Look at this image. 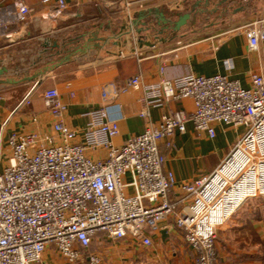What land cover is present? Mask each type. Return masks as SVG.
I'll list each match as a JSON object with an SVG mask.
<instances>
[{
	"label": "crops",
	"instance_id": "1",
	"mask_svg": "<svg viewBox=\"0 0 264 264\" xmlns=\"http://www.w3.org/2000/svg\"><path fill=\"white\" fill-rule=\"evenodd\" d=\"M25 1L32 13L21 23L16 6L0 0V170L10 156L7 141L15 131L56 136L53 125L60 121L81 130L89 120L86 114L103 109L118 119L119 135L113 143L122 146L149 126L158 127L163 115L176 111L192 115L194 103L184 99L150 108L149 117H141L143 87L163 77L221 75L245 89L251 87L254 75L264 78V40L250 50L246 34L264 27V0H64L68 7L61 16L55 14L54 3ZM214 1L239 19L237 27L217 30L216 24H210L204 35L188 39L174 37L166 24H160L162 14L175 18L187 4L197 19ZM150 14L157 26L152 31L148 29ZM141 39L154 46H140ZM137 75L141 88L116 97ZM33 89L30 105L15 112ZM51 89L59 92V100L67 106L60 119L44 103L43 94ZM31 114L38 115L40 124L31 123ZM215 130L216 137L210 139L189 121L184 134L160 142L164 169L172 171L176 180L171 199H182L184 185L213 174L246 132L223 124ZM168 142L170 148H166ZM148 235L150 247L130 236L113 240L98 234L90 253L99 264H192L194 252L174 218ZM216 249L217 264H264V197L246 200L217 227ZM43 262L68 264L54 247L46 250Z\"/></svg>",
	"mask_w": 264,
	"mask_h": 264
},
{
	"label": "built area",
	"instance_id": "2",
	"mask_svg": "<svg viewBox=\"0 0 264 264\" xmlns=\"http://www.w3.org/2000/svg\"><path fill=\"white\" fill-rule=\"evenodd\" d=\"M7 1L16 6L19 22L31 15L25 0H2ZM43 3H54L57 16L68 7L64 0ZM1 29L2 24L0 36ZM246 34L250 50H256L264 40V27ZM141 86V76H134L115 96ZM143 90L142 118L149 117L150 108L184 99L193 101L194 112L163 115L158 127L149 126L122 146L113 143L119 135L118 119L103 109L86 114L89 120L81 130L60 121L53 125L56 136L34 131L10 134V156L0 170V264H44L49 247L68 264H99L90 253L98 234L113 240L130 236L150 247L148 234L169 218H174L192 248V264H217V227L249 198L264 197L254 183L264 181V78L254 75L251 87L245 89L227 76L187 74L163 77ZM33 95L34 89L15 112L30 105ZM59 97L56 89L43 94L47 110L58 119L67 111ZM29 118L32 124H40L38 115ZM189 121L210 139L216 137L217 124L243 127L246 132L213 174L184 185L185 196L173 200L176 180L172 171L164 169L160 142L184 134ZM170 147L168 142L166 148ZM230 171L238 172L237 176L230 178ZM248 175L253 179L248 187L253 184L254 192L217 222L218 213L245 186Z\"/></svg>",
	"mask_w": 264,
	"mask_h": 264
},
{
	"label": "rangeland",
	"instance_id": "3",
	"mask_svg": "<svg viewBox=\"0 0 264 264\" xmlns=\"http://www.w3.org/2000/svg\"><path fill=\"white\" fill-rule=\"evenodd\" d=\"M192 8L189 7L187 4L181 12L179 11L180 15L177 17H167L164 14H162L160 24L166 22V26L168 30V33L174 34L176 36H185L188 39H193L194 37L198 35H204L207 31L205 28L207 25L210 24H216L218 26L217 30L225 29H234L239 24V19L235 17L233 13L229 11V9L226 6H220L216 1L212 3V5L209 7V10L205 13H198L197 19L195 18L196 13L194 15L191 13ZM165 13V12H164ZM169 13V12H168ZM167 14V13H166ZM193 15V18H191V15ZM188 15L189 18L187 19V22L178 30H175L176 23L179 21V19L182 16ZM154 15L150 14V20H149V30L155 29L156 23L153 21ZM164 24V25H165ZM197 30V32H196ZM250 199V198H249Z\"/></svg>",
	"mask_w": 264,
	"mask_h": 264
},
{
	"label": "bare ground",
	"instance_id": "4",
	"mask_svg": "<svg viewBox=\"0 0 264 264\" xmlns=\"http://www.w3.org/2000/svg\"><path fill=\"white\" fill-rule=\"evenodd\" d=\"M239 163H240V161H241V157H237V159H236ZM237 174H238V172H236V171H230L229 173H228V175L230 176V178L232 177V178H234V177H236L237 176ZM251 176L250 175H248V177H247V181H245V186H242L241 188H240V190H237L232 196H231V198H230V201H227L226 203H225V205L223 206V212L222 211H220L219 213H218V215H217V218H216V221L217 222H219L220 220H222V218L225 216V215H227V214H229L234 208H235V203H236V201H238V203H240L241 201H242V199L244 198H242V196L243 195H245V194H247L251 189H249V188H251L252 186H254L253 184H252V186L251 187H248V180H253V179H249ZM254 183H255V189H258L259 188V190H261V191H264V189H261L260 188V186H263V188H264V181H254ZM260 186H259V185ZM254 192V191H253ZM253 192H250V194H252ZM249 194V195H250ZM241 197V198H240ZM246 197V196H245ZM240 198V199H239ZM237 203V204H238ZM220 218V219H219Z\"/></svg>",
	"mask_w": 264,
	"mask_h": 264
},
{
	"label": "water",
	"instance_id": "5",
	"mask_svg": "<svg viewBox=\"0 0 264 264\" xmlns=\"http://www.w3.org/2000/svg\"><path fill=\"white\" fill-rule=\"evenodd\" d=\"M189 18V16L188 15H185V16H182L180 19H179V21L176 23V26H175V30H178V29H180L186 22H187V19ZM164 23H166L165 21H164ZM147 45V46H150V47H153L154 46V44H152V43H146V42H144L142 39L140 40V46H143V45Z\"/></svg>",
	"mask_w": 264,
	"mask_h": 264
},
{
	"label": "trees",
	"instance_id": "6",
	"mask_svg": "<svg viewBox=\"0 0 264 264\" xmlns=\"http://www.w3.org/2000/svg\"><path fill=\"white\" fill-rule=\"evenodd\" d=\"M165 24V23H164Z\"/></svg>",
	"mask_w": 264,
	"mask_h": 264
}]
</instances>
